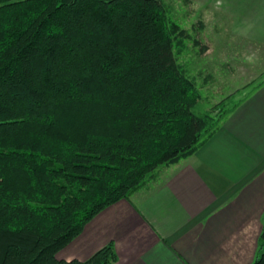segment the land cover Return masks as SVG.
<instances>
[{
    "label": "trees",
    "instance_id": "trees-1",
    "mask_svg": "<svg viewBox=\"0 0 264 264\" xmlns=\"http://www.w3.org/2000/svg\"><path fill=\"white\" fill-rule=\"evenodd\" d=\"M185 38L164 0H0V264L117 261L113 243L85 261L57 254L218 130L219 103L194 110L174 53Z\"/></svg>",
    "mask_w": 264,
    "mask_h": 264
},
{
    "label": "crops",
    "instance_id": "crops-1",
    "mask_svg": "<svg viewBox=\"0 0 264 264\" xmlns=\"http://www.w3.org/2000/svg\"><path fill=\"white\" fill-rule=\"evenodd\" d=\"M216 2L227 26L248 31L245 42L263 59L264 0ZM263 231L264 82L194 155L160 166L129 200L98 213L57 257L85 261L113 243L114 264H251Z\"/></svg>",
    "mask_w": 264,
    "mask_h": 264
},
{
    "label": "rangeland",
    "instance_id": "rangeland-1",
    "mask_svg": "<svg viewBox=\"0 0 264 264\" xmlns=\"http://www.w3.org/2000/svg\"><path fill=\"white\" fill-rule=\"evenodd\" d=\"M164 2L170 18L191 34L183 43L174 39V53L196 81L200 98L194 110L204 114L219 103L220 107L212 113L222 120L264 82V58L259 59L260 53L250 48V42H245L244 32L248 34V31L241 26H227V13L216 0ZM195 38L208 48L207 51L202 52L200 46L194 45Z\"/></svg>",
    "mask_w": 264,
    "mask_h": 264
}]
</instances>
